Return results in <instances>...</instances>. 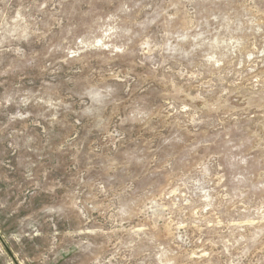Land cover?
<instances>
[{"label":"rangeland","instance_id":"obj_1","mask_svg":"<svg viewBox=\"0 0 264 264\" xmlns=\"http://www.w3.org/2000/svg\"><path fill=\"white\" fill-rule=\"evenodd\" d=\"M0 264H264V0H0Z\"/></svg>","mask_w":264,"mask_h":264}]
</instances>
